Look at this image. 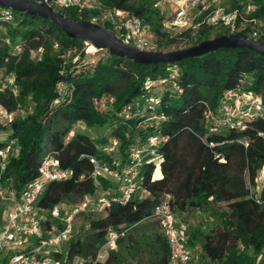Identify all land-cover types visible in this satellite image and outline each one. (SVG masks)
Instances as JSON below:
<instances>
[{"label":"trees","instance_id":"obj_1","mask_svg":"<svg viewBox=\"0 0 264 264\" xmlns=\"http://www.w3.org/2000/svg\"><path fill=\"white\" fill-rule=\"evenodd\" d=\"M153 1L100 0V4L137 17L147 26L156 51L163 45L184 41L190 47L235 33L228 27L203 24L166 31L162 12L152 8ZM243 3L233 0L229 7L241 11ZM251 3L253 10L243 17L254 20L258 40L264 42V0ZM2 10L10 13V19H0V69L14 76L18 96L13 99L4 89L0 104L7 110L16 104L29 110L9 123H0V148L15 141L14 151L0 169V184H10L17 195L36 177L40 161L51 155L70 175L49 183L37 206L50 210L63 201L76 204L85 195L98 193L89 177L90 157L123 162L136 140L144 144L147 137H156L154 154L143 159L139 170V191L98 216L88 215V237L65 245V264L73 258L77 264H122L124 256L134 259L146 249L135 235L142 222L154 223L156 228L150 234L154 248L148 264H169L168 246L152 215L153 207L165 195L180 212L224 204L225 219L218 221V231L204 234L201 245L209 262L260 264L264 254V181L258 191L251 189L264 165V56L245 48L218 49L174 62L142 65L105 50L84 53L83 43L67 38L51 22L5 7H0ZM57 12L74 20L87 21L89 17L87 12L76 14L69 9ZM239 33L245 36V31ZM4 38L11 45L20 44L21 52L12 54L2 42ZM37 48L42 49V56L34 61L28 51ZM74 50L77 58L71 62ZM101 51L104 57H97L96 52ZM232 90L258 95L261 115L243 120L239 127L216 125L210 129L204 113L209 109L215 113L222 94ZM25 100L26 107L22 106ZM124 110L130 113L128 118ZM78 123L89 132L75 130L67 138ZM109 139L117 140V151L105 154L101 148ZM99 181L101 186L107 185ZM108 234L115 235L113 249L105 245ZM238 246L249 249L251 255L238 251ZM98 253L104 254L103 259Z\"/></svg>","mask_w":264,"mask_h":264},{"label":"built area","instance_id":"obj_2","mask_svg":"<svg viewBox=\"0 0 264 264\" xmlns=\"http://www.w3.org/2000/svg\"><path fill=\"white\" fill-rule=\"evenodd\" d=\"M38 1L56 12L67 9L76 14L87 12L88 22L112 32L123 45L139 51H156L148 38L147 26L126 11L102 6L100 0ZM231 1L233 0H154L151 6L162 12V26L166 31L195 29L203 24L210 27H228L235 29V33L245 31L246 38L258 40L254 20H246L243 17L254 8L251 0H243L241 11L230 8ZM170 7L174 10L166 21ZM0 19L8 21L10 13L2 10ZM164 22H167L166 26ZM2 42L12 54H18L22 50L20 44L11 45L8 38H4ZM52 48L56 50L57 45L53 43ZM28 54L34 61H39L42 49L29 50ZM4 89H7L13 99H17L18 89L14 76L11 73H3L0 69V91ZM149 102L157 104L156 100ZM108 103H111V100H108ZM232 108L235 112H232ZM26 110L29 109H24L19 104H16L13 110H7L0 104V123H9L17 115H23ZM261 113L258 95L232 90L222 94L215 113L208 110L203 117L206 123L208 121L210 129H215L216 125L239 127L243 120L255 118ZM123 114L125 118L130 116L127 110H124ZM75 130L89 132L83 124L78 123L68 131L67 138L71 137ZM155 143V136L147 137L144 144L136 140L123 162L113 159L108 163L90 157L88 160L92 169L89 177L95 183L98 193L94 196L85 195L78 203L69 204L63 216L57 205L50 210L37 206L49 183L64 180L70 175V171L61 168L51 155L40 161L36 177L17 195L10 184H0V203H5L0 211V264H65V245L71 237L73 219L79 214L100 215L112 204L128 200L135 195L140 187L139 170L142 161L154 154ZM242 145L244 148L247 146L246 140L242 141ZM14 146L15 141L9 140L0 148V169L14 151ZM117 146V140L110 139L108 144L102 146L101 151L110 154L117 151ZM99 180L106 181L107 185L101 186ZM169 201L170 197L165 195L152 209L157 227L169 249V264H201L194 250L180 239L179 225ZM114 239L115 235H107L105 245L108 249L114 248ZM70 264L77 263L71 261Z\"/></svg>","mask_w":264,"mask_h":264},{"label":"water","instance_id":"obj_3","mask_svg":"<svg viewBox=\"0 0 264 264\" xmlns=\"http://www.w3.org/2000/svg\"><path fill=\"white\" fill-rule=\"evenodd\" d=\"M0 7L45 19L57 26L69 39L91 46L94 50H105L111 55L142 65L174 62L218 49L245 48L264 56V42L248 39L240 33L221 35L176 51H139L123 45L112 32L103 27L85 20L66 18L39 1L0 0Z\"/></svg>","mask_w":264,"mask_h":264},{"label":"rangeland","instance_id":"obj_4","mask_svg":"<svg viewBox=\"0 0 264 264\" xmlns=\"http://www.w3.org/2000/svg\"><path fill=\"white\" fill-rule=\"evenodd\" d=\"M173 7L169 8L167 17L165 18L166 21L169 19L170 14L173 12ZM192 17V13L190 14ZM165 26L167 25V22L163 23ZM168 29V28H167ZM169 31H171L169 29ZM174 32V31H172ZM187 43L184 41L178 42L173 45L169 46H160L159 51L166 52V51H174L177 48L178 50L187 48ZM186 46V47H185ZM86 53H91L93 51H89V47L87 45L81 46ZM81 50V49H80ZM73 57L70 59L71 62H74L77 58V50L74 54H72ZM97 57H104V52H96ZM21 103V102H20ZM24 104L22 106L26 107L28 104V100L23 101ZM235 105V104H233ZM209 111L212 112V110L209 109ZM232 112L234 111V108H232ZM93 131V130H92ZM108 133V132H107ZM110 141V139H109ZM264 181V165L261 167V169L257 172L256 177L254 179V186L251 189L252 192L258 191L260 188V185ZM76 203V201H75ZM5 206V203H0V211ZM58 208L60 209L61 216H63L69 204H66V201H63L62 203H59ZM173 212L175 214L176 220L179 225V237L184 242H187V245H190L194 252L197 254L201 264H215L209 262L202 254L201 245L203 243L204 234L210 232L212 229L213 231H218L219 225L218 221H223L225 219V207L224 204H212L207 209L198 211L196 209L186 208L183 212H180L176 207H173ZM223 214V216H221ZM3 215V211H2ZM88 215L86 214H79L77 215L73 221H72V232L71 237L69 241H74L75 239L85 240L88 237ZM98 215H91V217H95ZM155 224L150 222H142L138 226V228L135 230V235L137 236V239L141 242L142 249H145V251H141L134 259H130L126 256H124V260L122 264H148V262L152 259V249L154 248L150 241V234L155 232ZM238 251L245 252L248 255H251V251L243 250L241 246L237 247ZM202 251V252H201ZM104 254L98 253V258L101 260L103 259ZM73 263H77V258L72 259ZM260 264H264V254L261 258Z\"/></svg>","mask_w":264,"mask_h":264},{"label":"bare ground","instance_id":"obj_5","mask_svg":"<svg viewBox=\"0 0 264 264\" xmlns=\"http://www.w3.org/2000/svg\"><path fill=\"white\" fill-rule=\"evenodd\" d=\"M88 47H89V51H93L94 50L91 46H88Z\"/></svg>","mask_w":264,"mask_h":264},{"label":"crops","instance_id":"obj_6","mask_svg":"<svg viewBox=\"0 0 264 264\" xmlns=\"http://www.w3.org/2000/svg\"><path fill=\"white\" fill-rule=\"evenodd\" d=\"M190 246V245H189Z\"/></svg>","mask_w":264,"mask_h":264}]
</instances>
